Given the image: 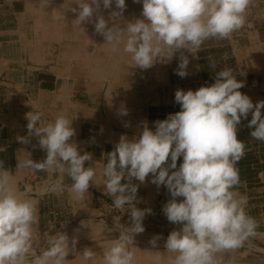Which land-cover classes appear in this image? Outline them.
Wrapping results in <instances>:
<instances>
[{"label":"clouds","instance_id":"1","mask_svg":"<svg viewBox=\"0 0 264 264\" xmlns=\"http://www.w3.org/2000/svg\"><path fill=\"white\" fill-rule=\"evenodd\" d=\"M142 3L139 18L125 20L126 0H71L67 9L76 14L72 24L93 23L113 56L127 55L133 69L147 70L157 60L169 61L178 55L176 74L188 75L189 56L196 57L210 39H228L247 22L252 0H134ZM75 4L76 7H71ZM115 10L105 19L101 9ZM244 82L230 67L215 73L214 83L196 90L177 89L175 103L180 111L149 127L142 121L129 138L122 134L114 149L103 157V192L112 198V207L130 219L107 229L118 231L103 252V264H137L135 237L143 233V220L151 209L137 207L138 184L146 182L166 187L170 199L163 206L167 220L179 225L164 243V252L152 251L153 264H235L226 253H234L257 235V221L246 212L248 199L237 187L240 183L236 162L245 145L237 138V126L248 121L254 140L264 142V100L255 104L241 91ZM111 95L105 92V98ZM113 98V97H112ZM43 113L34 109L26 114L28 136L38 139L46 158H29L18 168L34 173H58L60 179L46 192L64 191L63 175L72 181L69 191L83 200L95 185L97 170L91 153L82 152L72 139L74 118L61 114L41 124ZM119 115L127 116L122 105ZM128 126V125H125ZM27 143V137L19 138ZM182 163L177 167V161ZM87 165V166H86ZM33 189L21 190L13 172L0 161V264H68L66 257L75 252L77 240L58 231L49 235L46 246L37 251L39 224ZM182 197L183 199H179ZM104 224L105 222H101ZM162 237L155 235L150 244L158 247ZM93 260L95 251L85 248L79 254Z\"/></svg>","mask_w":264,"mask_h":264},{"label":"crops","instance_id":"2","mask_svg":"<svg viewBox=\"0 0 264 264\" xmlns=\"http://www.w3.org/2000/svg\"><path fill=\"white\" fill-rule=\"evenodd\" d=\"M70 2L0 0V161L13 172L21 190L25 185L33 189L39 215L37 251L46 246L49 235L63 231L70 246L73 238L77 240L75 252L66 257L68 264H103V252L115 238L107 229L125 218L117 210H107L106 203L112 204V198L103 192L104 155L114 149L122 134L131 138L142 121L153 127V122L180 111L175 103L177 89L211 85L215 73L225 67L244 82L239 91L254 104L264 100V0H252L245 26L230 38L210 39L196 57L189 56L185 78L176 74L178 55L170 61L158 59L147 70L133 69L125 54L113 56L93 23H84L82 28L72 24L76 14L67 9ZM126 5L125 20L141 16L142 3L126 0ZM112 10L114 4L111 9L102 8L100 14L108 19ZM106 91L111 93L108 100ZM122 105L127 116L119 115ZM33 109L44 114L41 124L61 114L74 118L72 139L82 152L92 154L97 170L95 185L83 200L69 191L72 181L66 174L64 191L57 194L45 189L60 179L58 173L17 167L29 154L36 162L46 158L38 139L28 136L26 114ZM250 120L251 114L237 126V138L245 149L235 168L240 180L237 190L247 197L246 212L258 227L257 235L233 253L238 258L235 264H264V142L251 137ZM20 137L29 142L21 143ZM180 163L182 157L177 167ZM133 182L139 185L137 207L156 208L171 198L166 187L151 183V175L143 184ZM107 211L113 213L107 215ZM85 248L95 251L93 260L81 258ZM135 251L138 261V247ZM251 255L258 263L250 260Z\"/></svg>","mask_w":264,"mask_h":264},{"label":"rangeland","instance_id":"3","mask_svg":"<svg viewBox=\"0 0 264 264\" xmlns=\"http://www.w3.org/2000/svg\"><path fill=\"white\" fill-rule=\"evenodd\" d=\"M107 210H109V209H107ZM112 213H113L112 211H107L106 214L108 215V214H112ZM122 219H123V221H121V223L119 222V224H122L125 226H128L130 224V221H128V218L125 217ZM155 224L159 225L160 222L157 220V221H155ZM116 225L112 224V227H114ZM144 228H145V231L143 233L138 234L135 237V245L138 247L139 252H140L138 254L139 257H138L137 264H153L151 257L154 255V253L152 251L158 250L160 252H164L165 251L164 243H165V240L167 239V236L169 235V233L172 230L177 229L178 226L174 225L172 227H167L165 225L164 226L161 225V226H157V227L156 226H154V227L144 226ZM111 235L116 238L119 235V233H118V231H115V232H111ZM155 235H160L162 238L158 241V247L156 249H153L149 242H150L151 238ZM242 248H244V247H242ZM242 248H241V250H242ZM150 250H152V251H150ZM243 250H245V249H243ZM228 255H230L232 257L233 253H226L225 257H227ZM252 257L255 258V256L251 255L250 260L253 263H258L257 259H253ZM236 259H238L237 256H235V260Z\"/></svg>","mask_w":264,"mask_h":264},{"label":"built area","instance_id":"4","mask_svg":"<svg viewBox=\"0 0 264 264\" xmlns=\"http://www.w3.org/2000/svg\"><path fill=\"white\" fill-rule=\"evenodd\" d=\"M165 205V204H164ZM163 205V206H164ZM163 206H158V207H156V208H151V207H139V208H141V209H151V214H147L146 216H145V218H144V220H143V226H146V227H154V226H167V227H172V226H174V224H172V223H170L168 220H167V218L165 217V215H164V213H163V211H162V209H163ZM106 207H107V209H111V210H116V209H114L113 207H112V204H110V203H106ZM118 212V214L120 215V216H122V217H126V218H128V221H130V219H129V215H128V213L127 212H125V213H123V212H121V211H119V210H117ZM159 221L160 222V224L158 225V224H155V221ZM176 226H179V225H176Z\"/></svg>","mask_w":264,"mask_h":264}]
</instances>
